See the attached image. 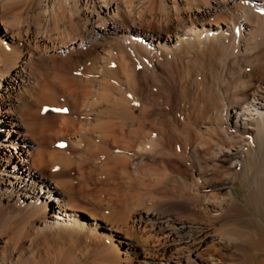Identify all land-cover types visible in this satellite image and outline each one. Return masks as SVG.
<instances>
[{
    "label": "bare ground",
    "instance_id": "obj_1",
    "mask_svg": "<svg viewBox=\"0 0 264 264\" xmlns=\"http://www.w3.org/2000/svg\"><path fill=\"white\" fill-rule=\"evenodd\" d=\"M254 240L264 0H0V264H249Z\"/></svg>",
    "mask_w": 264,
    "mask_h": 264
},
{
    "label": "rangeland",
    "instance_id": "obj_2",
    "mask_svg": "<svg viewBox=\"0 0 264 264\" xmlns=\"http://www.w3.org/2000/svg\"><path fill=\"white\" fill-rule=\"evenodd\" d=\"M184 163H185V164H186V163L188 164V162H186V161H184ZM185 164H184V165H185ZM187 164H186L185 166H186L187 169H189V167H188L189 164H188V165H187ZM208 167H209V171L212 172V170H211V168H212L211 165H209ZM214 175H215V174H213V173L211 174V176H214ZM244 192H245V191H244ZM238 193H241V192L238 191ZM253 242H254L256 245H259V244H260V245H261V247H260L261 249H259L260 251L257 250L254 256L248 258L247 262H248L249 264H264V247H263V246H264V241L261 242V241H258V240H254ZM257 242H259V243H257ZM261 243L263 244V246H262ZM262 247H263V248H262ZM261 250H263V252H262ZM256 254H257V255H256Z\"/></svg>",
    "mask_w": 264,
    "mask_h": 264
}]
</instances>
